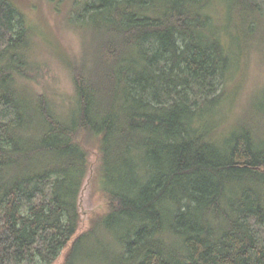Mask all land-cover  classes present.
<instances>
[{
	"label": "trees",
	"instance_id": "trees-1",
	"mask_svg": "<svg viewBox=\"0 0 264 264\" xmlns=\"http://www.w3.org/2000/svg\"><path fill=\"white\" fill-rule=\"evenodd\" d=\"M71 8L83 49L65 61L62 105L33 87L32 27L0 0V264H55L66 249L63 264H264V93L236 126L215 118L233 41L264 40V0ZM88 144L110 210L78 235Z\"/></svg>",
	"mask_w": 264,
	"mask_h": 264
},
{
	"label": "rangeland",
	"instance_id": "rangeland-1",
	"mask_svg": "<svg viewBox=\"0 0 264 264\" xmlns=\"http://www.w3.org/2000/svg\"><path fill=\"white\" fill-rule=\"evenodd\" d=\"M12 1L32 27L36 59L43 65L33 76V87L56 97L62 105H68L74 95V87L65 61H76L83 49L82 32L69 26L66 20L77 0ZM228 38L224 35L223 41L227 43ZM232 50L234 64L227 82L225 104L215 114L216 120L223 124L221 131L236 126L247 113L254 115L252 104L262 100L264 93V40L257 39L250 48L243 42L236 44L233 41ZM86 148L90 155V169L79 197L81 224L78 235L89 230L95 219L105 216L110 210L108 197L99 180L100 153L93 145L88 144ZM66 253L67 249L55 264H63Z\"/></svg>",
	"mask_w": 264,
	"mask_h": 264
}]
</instances>
